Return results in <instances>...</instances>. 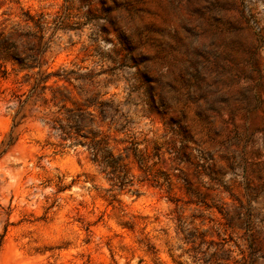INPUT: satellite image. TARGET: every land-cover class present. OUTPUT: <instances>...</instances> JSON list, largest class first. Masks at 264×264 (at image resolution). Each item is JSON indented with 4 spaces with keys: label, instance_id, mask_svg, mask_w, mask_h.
<instances>
[{
    "label": "rangeland",
    "instance_id": "rangeland-1",
    "mask_svg": "<svg viewBox=\"0 0 264 264\" xmlns=\"http://www.w3.org/2000/svg\"><path fill=\"white\" fill-rule=\"evenodd\" d=\"M27 13L43 40L10 55L41 46L40 67L0 59V264H202L184 236L264 264V0H0V31ZM66 110L132 184L112 186Z\"/></svg>",
    "mask_w": 264,
    "mask_h": 264
},
{
    "label": "trees",
    "instance_id": "trees-1",
    "mask_svg": "<svg viewBox=\"0 0 264 264\" xmlns=\"http://www.w3.org/2000/svg\"><path fill=\"white\" fill-rule=\"evenodd\" d=\"M25 18L23 19L22 25L20 22L10 25L8 28L7 26H4L2 31H0V39H3L4 42L0 45V59H6L7 61H10L11 64H17V66L20 69H34L40 67V62L38 57L40 56L42 52V47H38L34 50V55L30 54V52H24L23 56H12L10 55V52L17 48V43L14 41V39H24V37H27L28 35L33 37L37 40V42L41 43L44 37V31L46 29V24H42V16L34 17L33 15L27 13L24 14ZM23 26H26L27 28H31V26L36 30L35 33H32L31 31H25ZM23 28V29H22ZM8 37H11V39H8ZM6 38V39H4ZM14 38V39H13ZM24 57V58H23ZM1 63V61H0ZM7 73L6 68L2 67V64H0V77H4ZM55 77L56 80H65L69 81L68 78H65L64 76H56L52 72L48 73L44 80H41L43 82L44 86H46V82L51 78ZM55 80V81H56ZM38 85L37 79L34 80L33 85H31V89L35 88V86ZM114 111H117V108H113ZM65 119L70 123V127L74 129V133H78L79 131H83L81 128L82 125L79 123L78 120H76V116L72 114L70 110H66L65 113ZM51 128L54 130L60 131V135L67 134L63 129L62 126L59 124L58 126L51 125ZM99 134H93L90 131H83V137L89 139V141L86 143V146L91 154L92 161L100 168V171L106 176V178L111 182L112 186H116L119 189H122L125 185L132 184V176H129V172L126 170H123V166L119 163V160L116 159L113 156L112 151H109L106 149V144L103 142L102 138H98ZM62 139H65L64 137H61ZM134 151V150H133ZM133 157L135 162L138 165V169L142 171V173L145 176V179L150 180V168L151 166L156 165V161H153L152 164H147L149 160V155L138 150V153L133 152ZM179 159V160H177ZM173 161L177 160L180 161V158L178 156H174L172 158ZM165 162V160H162ZM178 163V162H177ZM173 169H177L178 173L175 174L177 176V179H182V183L186 184V179L183 178V172L181 168H179V165L173 167ZM169 177L166 174L165 175V181H168ZM152 181H155L158 183L156 178H151ZM186 191H188V188H186ZM225 218V223L228 226H231L232 224V218L230 216L229 210H220ZM236 218L240 221V225L244 229H248L249 223L247 218L244 216L242 217L241 212H236ZM193 236H184V241L186 243L192 244L191 254L189 253V256L192 258L194 262H201L202 264H220L219 262H216V260H211V258H206L204 251L197 250L196 247L193 246L194 240L192 238ZM248 240V249L249 253L252 255L254 254L255 248L253 244V240L251 236H249ZM201 253V254H200ZM236 260H234V264H236Z\"/></svg>",
    "mask_w": 264,
    "mask_h": 264
}]
</instances>
